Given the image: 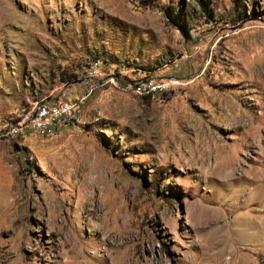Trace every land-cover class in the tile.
Listing matches in <instances>:
<instances>
[{
	"label": "rangeland",
	"instance_id": "374dc122",
	"mask_svg": "<svg viewBox=\"0 0 264 264\" xmlns=\"http://www.w3.org/2000/svg\"><path fill=\"white\" fill-rule=\"evenodd\" d=\"M81 95L0 136V264H264V0H0V124Z\"/></svg>",
	"mask_w": 264,
	"mask_h": 264
},
{
	"label": "built area",
	"instance_id": "2783aa9c",
	"mask_svg": "<svg viewBox=\"0 0 264 264\" xmlns=\"http://www.w3.org/2000/svg\"><path fill=\"white\" fill-rule=\"evenodd\" d=\"M129 1L135 2L136 0ZM147 87L146 85L138 86L143 92L149 91V87ZM84 99L85 96L81 95L76 100L60 96L36 100L21 113L19 112L14 117L2 122L0 136L13 139L29 133L42 136L53 135L63 127L74 124L78 104Z\"/></svg>",
	"mask_w": 264,
	"mask_h": 264
}]
</instances>
